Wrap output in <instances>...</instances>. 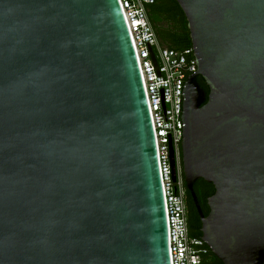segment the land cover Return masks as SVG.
<instances>
[{
    "label": "water",
    "instance_id": "1",
    "mask_svg": "<svg viewBox=\"0 0 264 264\" xmlns=\"http://www.w3.org/2000/svg\"><path fill=\"white\" fill-rule=\"evenodd\" d=\"M176 2L197 65L181 155L201 238L221 264H264V0ZM199 178L214 187L207 215ZM0 264H170L118 0H0Z\"/></svg>",
    "mask_w": 264,
    "mask_h": 264
},
{
    "label": "built area",
    "instance_id": "2",
    "mask_svg": "<svg viewBox=\"0 0 264 264\" xmlns=\"http://www.w3.org/2000/svg\"><path fill=\"white\" fill-rule=\"evenodd\" d=\"M137 59L151 126L164 197L170 264H206L210 249L189 234L187 189L181 142L183 88L196 71L193 48L162 46L148 15L156 0H118ZM152 51L156 63L150 57ZM172 159L175 168L173 176Z\"/></svg>",
    "mask_w": 264,
    "mask_h": 264
},
{
    "label": "trees",
    "instance_id": "3",
    "mask_svg": "<svg viewBox=\"0 0 264 264\" xmlns=\"http://www.w3.org/2000/svg\"><path fill=\"white\" fill-rule=\"evenodd\" d=\"M148 15L162 46L177 50L191 47L187 20L176 0H156L154 4L149 6ZM197 81L208 94V87L203 78L199 76ZM193 189L200 208L204 215L207 214V198L214 193L213 185L199 178L195 181ZM187 205L190 214L188 221L189 234L201 238V223L188 192ZM204 261L206 264L218 263V259L212 255L205 257Z\"/></svg>",
    "mask_w": 264,
    "mask_h": 264
},
{
    "label": "flooded vegetation",
    "instance_id": "4",
    "mask_svg": "<svg viewBox=\"0 0 264 264\" xmlns=\"http://www.w3.org/2000/svg\"><path fill=\"white\" fill-rule=\"evenodd\" d=\"M199 77V76H198ZM197 77V78H198ZM202 210V209H201ZM207 214H208V212H209V208H208V206H207ZM203 212V211H202ZM204 214V213H203ZM207 214H205V215H207ZM197 215H198V213H197ZM189 218H190V214H189V210H188V221H189ZM198 218H199V220H200V217H199V215H198ZM201 223V222H200ZM200 231H201V227H200ZM209 255H212V256H214L213 254H212V252L210 251L209 252V254H207V256H209ZM207 256H205V257H207ZM215 257V256H214ZM209 264V263H208ZM214 264H221V262H220V260H218V263H214Z\"/></svg>",
    "mask_w": 264,
    "mask_h": 264
}]
</instances>
